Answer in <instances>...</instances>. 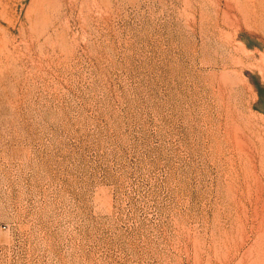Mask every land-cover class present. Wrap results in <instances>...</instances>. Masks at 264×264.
<instances>
[{"label":"rangeland","instance_id":"obj_1","mask_svg":"<svg viewBox=\"0 0 264 264\" xmlns=\"http://www.w3.org/2000/svg\"><path fill=\"white\" fill-rule=\"evenodd\" d=\"M0 264H264V0H0Z\"/></svg>","mask_w":264,"mask_h":264}]
</instances>
